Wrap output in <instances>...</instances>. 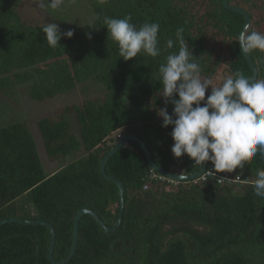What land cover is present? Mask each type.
I'll use <instances>...</instances> for the list:
<instances>
[{
  "label": "trees",
  "instance_id": "16d2710c",
  "mask_svg": "<svg viewBox=\"0 0 264 264\" xmlns=\"http://www.w3.org/2000/svg\"><path fill=\"white\" fill-rule=\"evenodd\" d=\"M226 3L248 14L250 31L264 32V0ZM90 4L92 21L71 28L74 35L61 36V45L52 48L42 31L45 24L21 21L16 11L19 0H0V91L28 83V98L43 101L87 79L102 86L101 92L36 120L47 158L72 156L50 174L41 165L25 120L0 127V220L18 217L50 223L57 261L68 254L78 209L93 210L105 226L117 217V186L99 169L117 134L136 135L152 161L166 171L199 170L186 154L173 156L172 126L161 127L157 115L165 107L158 69L170 52L178 51V43L164 50L167 39H176L178 27L184 28L202 79H210L212 87L236 71L251 74L237 41L244 18L226 9L221 0H90ZM128 15L137 27L146 21L159 23L158 57L139 54L127 61L119 57L103 17ZM59 28L61 33L69 30ZM249 55L257 69L255 80L264 79V52L253 50ZM172 110L169 102L167 111ZM104 168L124 186L121 222L106 232L91 215H81L77 246L65 264H264V199L252 187L257 169H264L259 154L243 172L239 168L217 172L243 180L235 183L165 178L151 168L133 141L108 157ZM251 173L252 180L245 182ZM20 202L26 205L25 212ZM48 244L49 232L43 225L4 223L0 264H51Z\"/></svg>",
  "mask_w": 264,
  "mask_h": 264
},
{
  "label": "clouds",
  "instance_id": "9594fccd",
  "mask_svg": "<svg viewBox=\"0 0 264 264\" xmlns=\"http://www.w3.org/2000/svg\"><path fill=\"white\" fill-rule=\"evenodd\" d=\"M64 2L37 0L40 8L52 10L61 9ZM130 21V15L103 17L102 25L117 43L119 57L125 61L139 54L158 57L162 51L158 46L159 23L146 21L137 27ZM42 31L52 48L61 45V36L74 35L71 29L61 33L54 22L44 25ZM175 38L167 39L164 50L178 43V51L170 52L158 69L165 107L159 108L157 115L162 118L161 127L172 126L171 153L175 158L186 154L200 169L211 162V176L238 168L243 172L245 164L250 165L258 154L264 159V79L252 80L236 71L220 86L212 87L210 79L201 77V65L194 59L183 27L176 29ZM237 41L243 53L264 52V32L250 31V25L239 32ZM209 86L211 92L206 98ZM169 102L173 105L171 114L167 111ZM252 187L254 194L264 199V169H257Z\"/></svg>",
  "mask_w": 264,
  "mask_h": 264
},
{
  "label": "rangeland",
  "instance_id": "374dc122",
  "mask_svg": "<svg viewBox=\"0 0 264 264\" xmlns=\"http://www.w3.org/2000/svg\"><path fill=\"white\" fill-rule=\"evenodd\" d=\"M16 11L21 21L30 25H46L54 22L58 26L71 29L91 22L93 19L90 0H65L59 10L42 9L38 6L37 0H19ZM27 84L14 85L11 90L0 91V127L15 121L25 120L36 145L41 165L45 173L50 174L66 165L72 156L62 160H49L37 130L36 120L42 115L58 112L64 105L101 92L102 86L96 80L87 79L68 92H62L43 101H36L28 98ZM119 138L116 135V142ZM80 155L81 152L76 154V156ZM252 178L251 173L250 175L247 174L244 180L247 182L251 181ZM241 190V188H237L236 191L241 192ZM20 205H22L21 210L25 212L27 210L26 205L23 202H20Z\"/></svg>",
  "mask_w": 264,
  "mask_h": 264
},
{
  "label": "water",
  "instance_id": "95a60500",
  "mask_svg": "<svg viewBox=\"0 0 264 264\" xmlns=\"http://www.w3.org/2000/svg\"><path fill=\"white\" fill-rule=\"evenodd\" d=\"M222 5L231 11L237 12L239 14H241L244 18V22L242 25L241 30H243L245 25H249L250 23V18L248 16V14L241 8L239 7H233L230 6L226 3V0H221ZM240 30V31H241ZM243 57L245 58L250 70H251V74L247 77H249L252 80H255L257 77V69L254 65V62L252 61L251 57L249 54L247 53H243L241 51ZM136 142L144 156L146 157V159L148 160L151 168L156 171L158 174L164 176L165 178H168L170 180L173 181H191V180H195L197 179L205 170L206 165H203L201 167V169L199 168V170H197L194 173L191 174H181V173H174V172H170V171H166L160 167H158L151 159L150 153L148 152L146 146L144 145V143L134 134L132 133H124L119 139L118 141L114 144V146H112L110 148V150L104 155V157L102 158L100 165H99V169L100 172L103 174V176L105 178H107L108 180L112 181L118 189V195H119V204H118V213H117V217L114 221V223L111 226H105L103 224V222L100 220V218L98 217V215L91 209L88 208H80L76 211V213L74 214V218H73V227H72V237H71V244H70V248L68 251V254L66 255L65 258H63L62 260H55L53 257V249H54V244H55V234H54V229L52 227V225L50 223H48L47 221H43V220H36V219H32V220H26V219H21L18 217H10V218H4L0 220V225L4 224V223H8V222H15V223H19V224H26V225H43L48 229L49 232V244H48V248H47V257L48 260L50 261L51 264H65L66 262L69 261V259L72 257L76 246H77V240H78V221L79 218L81 217V215L83 214H89L91 215L95 221L99 224V226L101 228H103L104 231L106 232H111L114 231L120 224L121 222V218H122V211H123V192H124V186L122 184V182L110 175H108L105 172V162L108 159V157H110L116 150H118L121 146L125 145L127 142ZM204 170V171H203Z\"/></svg>",
  "mask_w": 264,
  "mask_h": 264
},
{
  "label": "built area",
  "instance_id": "2783aa9c",
  "mask_svg": "<svg viewBox=\"0 0 264 264\" xmlns=\"http://www.w3.org/2000/svg\"><path fill=\"white\" fill-rule=\"evenodd\" d=\"M117 137H121L120 134H117ZM213 166L212 165H206L205 171L197 178L202 181H208L210 178H215L217 183H221L222 181H228V182H243L241 178L238 175H232L230 176L228 173H222V174H217L215 173L214 176H211L208 173V170H212ZM196 180V179H195Z\"/></svg>",
  "mask_w": 264,
  "mask_h": 264
}]
</instances>
